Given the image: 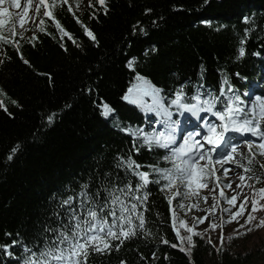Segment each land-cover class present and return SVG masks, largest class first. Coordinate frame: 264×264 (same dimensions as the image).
Instances as JSON below:
<instances>
[{
	"label": "trees",
	"instance_id": "1",
	"mask_svg": "<svg viewBox=\"0 0 264 264\" xmlns=\"http://www.w3.org/2000/svg\"><path fill=\"white\" fill-rule=\"evenodd\" d=\"M92 5L74 14L56 0L54 19L41 17L32 36L0 31L8 41L0 39V264H26V249L46 250L49 229L66 222L62 202L82 200L83 185L100 203L116 188H135L139 178L117 167L120 158L136 161L149 179H159L153 166L171 167L163 159L166 149L149 150L142 137L121 130L150 133L152 115L123 100L137 74L161 89L166 107L181 85L189 96L200 84L217 96L221 88L227 92L225 77L245 101L264 76V0H106L107 14ZM57 21L72 39H61ZM240 47L245 55L237 59ZM102 104L114 110L108 118ZM52 113L58 115L49 126ZM17 143L23 151L6 162ZM160 183L135 193L147 194L145 229L123 244L111 241L118 250L92 252L88 264H203L201 250L189 258L171 247L176 243L166 230Z\"/></svg>",
	"mask_w": 264,
	"mask_h": 264
},
{
	"label": "snow or ice",
	"instance_id": "2",
	"mask_svg": "<svg viewBox=\"0 0 264 264\" xmlns=\"http://www.w3.org/2000/svg\"><path fill=\"white\" fill-rule=\"evenodd\" d=\"M207 2V0H205ZM4 0H0V4H3ZM63 3H67V0H63ZM98 3L103 7L105 14H107L106 0H98ZM89 6L92 7L91 0H89ZM12 7L21 8V4L18 0H13ZM56 7V0H53L51 4L47 0H24L23 12L24 16H20L19 13L12 14L7 8L0 9V31L7 30L13 32L17 22L20 28H24L26 20L24 17L28 15L29 10L34 15H40L41 9H46L43 12L44 16L54 19L52 12L47 10ZM69 10H71L69 8ZM146 11H151L150 9ZM15 15L16 20H9L8 17ZM91 18H95L94 16ZM77 22L80 23L79 19ZM248 19H245V23H248ZM44 21L41 20V24ZM56 28L61 32V39L64 36H68L72 39L71 35L65 32L62 26L57 21ZM84 27L85 34L93 41L96 42L94 33L86 26ZM40 31H44L41 28ZM143 31V29H141ZM246 30V34H247ZM23 34L22 32L20 33ZM0 39H4V42H8L7 39L0 36ZM35 39V38H33ZM245 38L241 39V44L245 42ZM75 43V40H73ZM63 46V45H62ZM98 46V42H97ZM147 55V53H146ZM245 55L244 47L239 48V56L237 59ZM21 59L23 57L21 56ZM28 63V61H24ZM134 61L128 62V67H133ZM203 68V66H202ZM239 75V74H237ZM137 84L130 87L127 94L123 97L124 100L130 103L139 104L146 111L156 112L161 117L156 123L162 124L166 131H153L146 133L141 128H127L121 129L127 132L133 138H141L143 145L147 146L149 150L155 148H163L168 151V155H165L163 159L167 161L170 168L152 167V173L158 174L159 179H149L150 173L147 171H140L141 165L131 158H120L117 167H123L131 170V172L139 178V183L135 188L131 184H126L123 187L116 188L108 193V197L104 198V202L100 203L93 195L88 191L89 186L83 185V191L78 194V197H82V200L76 201L72 196L65 199L62 204L65 207L64 215L66 216V222L61 221L59 228H50L52 238L48 242L46 250H42L39 255L32 252L31 249H26L31 255L28 257L26 264H88L89 256L92 252L107 254L114 248L119 249V246H114L111 241L120 240L121 244L125 240L131 239L137 235V229L144 230L146 220L144 216L145 208H143L144 202L147 201V194L141 196L135 195L137 192H141L147 189L150 184H158L161 180L166 181L161 187V191L167 192L176 188L175 193L169 198V204L172 203V199L181 197L188 199L189 197L199 198V189L207 188L212 183V177L216 174V165H219L223 170L221 176L227 178L229 169L224 168L225 163H238L236 157L244 156L245 154L240 151V144L234 143L235 136L229 135V133H239L241 136L249 135L256 137L260 143L255 141H245V145L248 149V155L251 156L248 159V165H252L254 162H258L255 159L256 154L264 155V129H262V123H264V98L259 95L255 96L254 101H249L248 105H244V101L240 99V94L236 92L231 85L227 77L223 80V84L228 85L227 92L224 88H221L219 95H215L212 91L205 89L202 84L196 85V92L194 95H187L184 91L185 85H181L175 92V98L168 102V106H165V97L161 96V89L152 85V83L144 77L137 74ZM190 83V82H188ZM228 93H232L229 95ZM245 95H249L245 93ZM149 96L152 98V104H145L143 97ZM223 97L224 99H221ZM15 103V102H13ZM102 116L108 118L112 115L114 110L107 104H102ZM175 108L176 111L183 115L185 112L191 113L199 121L197 130L194 133H189L186 137H182V142H177V121L172 119L171 109ZM7 109L5 108V111ZM209 113L215 117V120H209L207 117H201L200 113ZM57 113H52L46 118V123L50 126L55 122ZM219 121V123H217ZM200 137V139H196ZM208 145L209 147H206ZM253 149H256V153H253ZM139 151V148L136 149ZM23 151V145L17 143L10 151L6 158V162H11L13 158ZM204 161V164H201ZM239 167H243L245 172H249L252 169L245 167L242 164H238ZM264 167V165H261ZM244 176H240V180H244ZM251 178V177H250ZM259 182V181H258ZM221 183V177H216V186ZM196 188L193 189V185ZM225 188H231V182L223 185ZM240 188V185H237ZM181 189H192L191 191ZM215 191V188L210 189ZM261 194H264V188L259 189ZM97 195H99L97 193ZM131 196V200H135L136 203L126 202L122 197ZM220 196L225 199L229 205L234 206V202L237 200V196L234 195L231 199H228L223 191ZM207 202V197H203ZM215 200L216 198L213 197ZM247 203V197L245 202L241 203L240 209L237 213L232 214V219H236L237 216L243 215V210ZM253 211H256L255 202H253ZM216 205H213L215 208ZM185 206L183 203L178 204L179 209H183ZM194 208H198V204L192 205ZM84 210V214H78L80 209ZM224 212H230V208L223 209ZM204 218H193L194 225L189 227L185 221L181 220L180 224L183 225L187 232L192 233L186 237H180L177 231V236L181 240L180 250L185 251L182 247L186 241L190 247L187 249L186 254L191 257L192 248L195 247L193 242V235L199 236L203 239V233L195 232L194 227L200 223H203ZM59 220V217L57 218ZM138 221V223H134ZM254 217L249 214L246 223L251 222ZM231 222V221H227ZM259 226H264V221H261ZM175 228V223H173ZM215 230L216 225H210ZM251 231V229H249ZM209 242H211L209 240ZM13 245L16 241L12 242ZM163 243H169L164 240ZM102 245V246H101ZM10 247V246H9ZM171 247H178L177 244H171Z\"/></svg>",
	"mask_w": 264,
	"mask_h": 264
},
{
	"label": "rangeland",
	"instance_id": "3",
	"mask_svg": "<svg viewBox=\"0 0 264 264\" xmlns=\"http://www.w3.org/2000/svg\"><path fill=\"white\" fill-rule=\"evenodd\" d=\"M18 2L21 4V8L19 9L12 7L13 0H4V3L0 4V9L7 8L12 14L19 13L20 16H24V0H18ZM47 2L51 4L49 0H47ZM61 2H63V0H61ZM94 2L98 3V0H91V4ZM66 4L68 8L71 9V12L78 14L89 6V0H67ZM45 10L46 9L42 8L40 15H34L32 11L29 10L28 15L24 17L26 23L23 29L19 27V23L17 22L13 32H9L7 28H5L3 32H8L19 37L32 36L33 30L31 28L41 17H44L43 12ZM47 10L50 11V9ZM8 19L16 20V16L12 15L8 17ZM21 32L23 33L22 35L20 34ZM246 93L249 95L244 94L245 103L242 107L248 105L249 101H254L256 95L264 98V76L261 79L260 85H253L252 89L248 90ZM143 101L145 104H152V98L149 96L143 97ZM130 104L140 106L139 104ZM172 109V119L177 121L178 124L176 133L178 143L182 142L181 138L186 137L189 133H194L197 130H201L203 133L202 129L197 128L199 121L195 116L187 112L180 115L179 113H175ZM146 112L152 115V119H149L146 123L150 133L153 131H166L162 124L156 123L161 117L157 118V114L153 111ZM200 116L207 117L209 120H215V117L211 116L209 113L201 112ZM190 118L194 120L191 126L189 125L193 121L190 123ZM217 123H219V121H217ZM262 129H264V123H262ZM229 135L235 136L236 139L233 142L240 144V151L245 155L236 157L238 163L224 164V168L229 169L227 178L221 176L223 170L219 165H216L217 171L215 176L212 177V183H210L207 188L199 189V198L189 197L188 199H183L181 197H176L172 199V203L169 204V198L173 196L176 188L164 192L160 189L166 181L160 183L158 193L162 199L161 203H163L164 211H166V230L172 237V241L178 245L177 248H180L181 240L177 236V231L180 237L192 235V233L186 231L185 227L180 224V221L183 220L189 227H192L194 225V217H207L203 223L194 227L195 232L203 233V239L193 235L195 247L192 248V250H201L200 255L201 260L204 261L203 264H226L227 262L234 264H264V226H257L261 221H264V194L259 192V189L264 188V167H261V165H264V155L256 154L255 159L258 162L248 165V159H250L251 156L248 155L245 141H255L256 143H260V141L256 137L250 136V134L241 136L239 133H230ZM196 139H200V137H196ZM206 147L209 146L206 145ZM253 153H256V149H253ZM204 163V161H201V164ZM238 164H242L252 170L245 172L244 168L239 167ZM241 175L245 177L243 181L240 180ZM216 177H221L219 186H216ZM229 182H231V188L223 187L224 184ZM237 185H240V188H237ZM195 188L196 185L194 184L193 189ZM212 188H215V191H210ZM181 190L191 191L192 189ZM221 191H223L228 199H231L234 195L237 196L234 206L229 205L225 199L220 196ZM203 197L208 198L207 202L204 201ZM213 197L216 199L214 200ZM245 197H247V203L243 210V215L237 216L236 219H232V214L238 212L241 203L245 202ZM253 202H255L256 211H253ZM179 203H183L185 207L179 209ZM194 204H198L199 207H192ZM213 205H216L215 208ZM225 208H230L231 211L224 212L223 209ZM249 214H251L254 219L246 223ZM227 221L231 222L229 223ZM173 223H175V228L173 227ZM213 224L216 225L215 230L210 227V225ZM249 229H251V231H249ZM209 240L211 242H209ZM182 247L185 249L184 252L186 253L190 245L185 241Z\"/></svg>",
	"mask_w": 264,
	"mask_h": 264
},
{
	"label": "water",
	"instance_id": "4",
	"mask_svg": "<svg viewBox=\"0 0 264 264\" xmlns=\"http://www.w3.org/2000/svg\"><path fill=\"white\" fill-rule=\"evenodd\" d=\"M126 94H127V93H126ZM126 94H125V95H126ZM125 95H124V96H125ZM124 96H123V97H124ZM123 100H124V99H123ZM124 101H126V100H124ZM126 102H127V101H126ZM127 103L130 104L129 102H127ZM130 105H132V104H130Z\"/></svg>",
	"mask_w": 264,
	"mask_h": 264
}]
</instances>
